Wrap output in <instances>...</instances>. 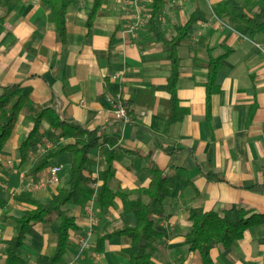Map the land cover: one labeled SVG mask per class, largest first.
Instances as JSON below:
<instances>
[{"label":"crops","instance_id":"0c3cea01","mask_svg":"<svg viewBox=\"0 0 264 264\" xmlns=\"http://www.w3.org/2000/svg\"><path fill=\"white\" fill-rule=\"evenodd\" d=\"M219 1L163 0L155 17L157 29L171 37L176 26L186 24L196 10L201 12L178 47L181 66L176 95L185 114L168 128L166 86L172 64L151 30L152 0H103L91 29L86 21L93 0H74L66 14L65 44L56 38L51 12L38 0H20L0 20V84H19L36 106L53 107L63 118L102 129L108 143L113 140L107 146L115 155L109 179L116 193L114 204L102 209L93 198L79 196L66 205L76 228L69 233L59 264H129L123 253L131 244L129 237L97 241L118 226L136 224L135 215L123 211V198L138 195L140 188L148 186L150 163L163 170L172 188L163 202L164 213L154 219V228L161 234L151 251L156 264H203L199 252L183 243L191 229V208L223 214L224 209L238 205L264 214V34L244 36L228 26L213 10ZM137 18L143 21L131 33L128 27ZM225 53L207 116L206 63ZM115 93L128 101L131 122L122 124L113 117L107 98ZM31 126L21 114L0 152V264L5 263L7 243L15 233L12 217L33 208L16 201L14 195L28 191L46 203L70 179V153L52 158L36 174L31 172L46 138L21 162L19 144ZM47 128L45 121L43 130ZM90 156L88 185L94 183L97 189L106 159L100 146ZM52 164L61 167L59 184L32 188ZM208 172L224 179H209ZM88 206L95 212L93 224ZM58 228L57 220L33 223L18 264H48L56 250ZM83 235L91 246L80 250L77 237ZM210 255L212 264H264V224L248 228L228 249L214 247Z\"/></svg>","mask_w":264,"mask_h":264},{"label":"trees","instance_id":"16d2710c","mask_svg":"<svg viewBox=\"0 0 264 264\" xmlns=\"http://www.w3.org/2000/svg\"><path fill=\"white\" fill-rule=\"evenodd\" d=\"M20 0H0V20L3 21L15 8ZM39 4L51 12L55 25L57 40L65 44L67 39L66 14L69 5L74 0H38ZM103 0H93L87 16V27L92 28L97 11ZM163 7V0H152L150 17L151 30L157 40L162 42L164 50L171 61L172 68L167 81V91L170 94V112L167 115V128L174 122L182 119L185 111L178 105L176 95L177 81L180 74L181 59L178 47L184 38L189 35L190 29L200 17L201 12H193L186 24L176 26L175 34L167 37L155 25V17ZM213 10L216 16L231 28L244 36L264 34V0H220ZM222 56L211 57L206 66L208 80L205 84L207 91V109L211 96L218 91L216 84L217 74L223 66ZM0 152L11 137L14 127L21 114L32 124L26 138L19 144L21 162L28 159L29 150L41 143L43 138L56 142L54 147L44 148L31 165V172L36 174L49 166L50 160L64 153L72 155L70 179L67 187H59L57 193L50 200L43 203L31 197L28 191L14 195L18 202H25L33 208L23 211L21 217H12L15 233L8 241L6 259L4 264H18L22 258L20 249L27 237L29 228L33 223L49 224L58 221L57 245L48 264H59L69 244V233L76 228L75 217L70 215L66 205L75 201L79 196L93 198L102 209H107L114 204L116 193L109 186V179L114 174V152L107 144L113 140L106 138L100 128H87L79 122L59 115L53 107L40 108L25 95L19 84H0ZM128 104V101H126ZM47 122L48 128L43 130V123ZM104 139V141H103ZM103 141V142H101ZM106 142V143H104ZM97 146L102 148L106 159L105 169L101 172L102 184L93 189L88 185V175L93 159L90 152ZM150 182L147 187L140 188L138 195L125 194L123 198V211L131 212L136 217V224L121 225L100 237L97 243L115 236H127L131 239L129 247L123 253L129 258V264H156L152 258V249L161 234L154 228L156 216L164 213V200L171 194V184L163 170L156 164L147 166ZM212 180L224 178L215 173H205ZM147 197V201L143 200ZM191 229L185 234L183 243L190 251H197L203 264H212L211 249L221 246L228 249L243 237L244 232L250 228L264 224V214L251 213L243 207L233 205L224 209L223 214L216 211H205L202 208H191L188 214Z\"/></svg>","mask_w":264,"mask_h":264},{"label":"built area","instance_id":"2783aa9c","mask_svg":"<svg viewBox=\"0 0 264 264\" xmlns=\"http://www.w3.org/2000/svg\"><path fill=\"white\" fill-rule=\"evenodd\" d=\"M137 19L138 20L135 23L131 24L128 27L129 32L132 33L135 30V28L138 27L140 23L143 21V18H137ZM107 99L110 103L111 111L116 121L122 124L129 123L132 121V116L129 111V106L120 93L109 95ZM142 114H144V112H142ZM60 171H61L60 165L52 164L49 167L47 174L44 177H42L38 182L33 184L31 187L43 189V188L57 186L60 182V177H61ZM90 187H92L95 190L96 184L91 183ZM86 212L88 215L89 222L91 224L95 223L96 217L92 206H88ZM77 243L80 250L89 249V247L91 246V242L89 241L87 235L78 236Z\"/></svg>","mask_w":264,"mask_h":264},{"label":"rangeland","instance_id":"374dc122","mask_svg":"<svg viewBox=\"0 0 264 264\" xmlns=\"http://www.w3.org/2000/svg\"><path fill=\"white\" fill-rule=\"evenodd\" d=\"M41 142H42V141H41ZM44 145H45L44 148H47V145H48L49 147H54V146L56 145V142L48 141V140L46 139V140H44Z\"/></svg>","mask_w":264,"mask_h":264}]
</instances>
